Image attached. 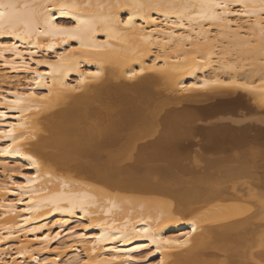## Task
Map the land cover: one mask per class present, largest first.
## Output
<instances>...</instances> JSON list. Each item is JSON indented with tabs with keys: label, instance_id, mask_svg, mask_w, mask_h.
Instances as JSON below:
<instances>
[{
	"label": "bare ground",
	"instance_id": "obj_1",
	"mask_svg": "<svg viewBox=\"0 0 264 264\" xmlns=\"http://www.w3.org/2000/svg\"><path fill=\"white\" fill-rule=\"evenodd\" d=\"M91 2L95 4L97 0ZM151 15L157 24L147 23V17L138 16L136 28L128 32L130 38L123 44L114 42L121 51L116 59L103 65L101 79L78 85L81 71L101 70L99 64L80 62L58 77L79 90L67 91L59 98L53 96L51 101L40 104V111H35L38 102H33V111L28 112L26 104L10 106L6 101L16 99L14 92L47 94V89H37L30 83L35 72H29L24 66L51 73V67L35 61L55 60L57 51L64 46L51 38L35 35L28 41L0 37V43H16L24 53L23 60L19 57L13 60V54L7 52L0 59V112L5 113L0 117V131L24 122L26 135L34 137L26 142L30 150H25L23 155L0 156V261L4 264H36L38 259L43 264L44 259L53 260L57 256V264H84L85 261L87 264H124L128 255H137L132 250L138 245L147 244L154 249L148 237L139 235L140 229L148 228L150 234L164 239H183L191 230L193 220L197 221L198 231L186 248H173L162 254L167 264H216L217 261L219 264H260L264 182L253 183L252 173L262 172L255 163L264 156V127L256 123L264 124V105L258 93L227 88L254 96V111L261 113L241 117L242 101L237 94L239 106L230 109L232 114H228L227 106H220L223 111L217 110L216 101L228 96L226 88L185 91L181 85L213 78L258 84L264 79L261 51L264 41L258 30H239L244 26L243 21H238V31L232 33L226 28L213 29L207 21L203 27L185 22L183 29H173L170 25L177 17L165 16L163 9ZM141 25L143 32H139ZM140 35L150 39L141 41ZM101 36L98 32V38ZM48 43L53 47H38ZM185 55L196 56L205 63L188 73L185 70L191 62L183 60ZM6 60L11 63L6 65ZM153 63L162 71H148ZM140 68L145 69L142 75L128 79L131 71L139 72ZM1 71L27 76L24 84L9 82ZM48 82L52 83L50 77ZM134 85L140 88L161 85L177 98L148 92L140 103L131 107L130 97L137 90L132 89ZM128 91L127 98L109 104L110 99ZM207 100L212 105L209 109L204 103L192 108L197 105L194 102ZM213 100L218 108L213 106ZM19 108L25 109V116H21ZM98 108L101 110L96 111ZM117 109L125 110V114L111 115ZM227 121L255 125L236 127ZM74 135L77 139H71ZM5 144L0 139V147ZM71 151L76 152L75 158H66ZM28 156L42 167L34 168ZM119 160L121 166L117 168L123 170L121 175L125 179L113 177ZM9 164H18L23 170L12 173ZM212 171L217 173L211 175ZM153 172L161 174L158 179L173 182L146 186L144 182L133 181ZM28 176H36V183L29 189L17 188V183H29ZM123 180L127 185L118 183ZM161 187L173 190L167 192ZM32 190L41 195L34 196ZM21 198L23 203H11ZM25 217L30 218L27 224ZM73 228L76 230L72 231ZM57 232L60 233L57 240L38 239ZM68 254L72 255L61 262L62 256ZM160 256L158 253L150 260Z\"/></svg>",
	"mask_w": 264,
	"mask_h": 264
},
{
	"label": "snow or ice",
	"instance_id": "obj_2",
	"mask_svg": "<svg viewBox=\"0 0 264 264\" xmlns=\"http://www.w3.org/2000/svg\"><path fill=\"white\" fill-rule=\"evenodd\" d=\"M164 10L165 16H175L177 19L170 25L173 29L185 27V22L190 25L199 24L203 27V22L207 21L209 27L213 29L225 28L232 33L238 31V21H243V28L239 29L244 32L256 31L260 32L262 41H264V0H107L93 4L91 0L88 3H81L80 0H31L21 4L19 0H0V37H14L18 40H31L33 35L37 37L51 38L52 41H58L64 47L58 50L55 60L37 59L36 64L48 65L53 69L51 73L38 72L34 68L24 67L29 72H35L34 83L37 89H47V94H40L36 91L14 92L15 100L6 101L10 106L27 105V111H33V102H38L35 111H40V104L49 102L55 96L61 97L65 92L78 91L76 85L65 84L63 79H58L70 69H74L82 61L88 64H99L101 70L81 71L78 85L97 81L104 75L103 65L112 62L118 57L121 51L116 47V43L123 44L129 39L128 32L136 28V18L141 19L147 17V23L157 24V20L151 13ZM91 10V11H89ZM59 13V16L57 15ZM256 18L253 21V18ZM250 22H252L250 24ZM123 26L122 28L120 26ZM144 26L141 25L139 32H143ZM162 30V29H161ZM152 31H156L155 28ZM98 32L103 36L98 38ZM174 35V33H168ZM106 37V38H105ZM141 41L150 39L143 35L138 36ZM190 39V37H189ZM116 42V43H114ZM167 43V42H166ZM38 47L52 48L53 45H38ZM261 51L264 53V43H262ZM12 53V59L19 57L24 59V53L20 51L19 45L16 43H0V59H3L4 53ZM35 55V53H31ZM264 59V56H262ZM183 60L190 63V67L186 69L191 73L196 67L205 63L198 60L196 56H183ZM5 61V64H10ZM179 63V61H177ZM15 69L16 65L11 64ZM148 71H162L158 69L156 64H151ZM145 69L140 68L139 72L131 71L128 79H134L137 75H142ZM48 77L52 83L48 82ZM185 91H209L216 88H236L243 89L246 92L258 93L260 103L264 105V79L259 83L240 82L236 79H204L203 83H195L190 85H181ZM53 88L56 89L53 92ZM21 116H25L24 108L18 109ZM5 113L0 112V117H4ZM27 125L24 122L11 124L6 131H0V139L6 141L5 146L0 147V156L9 154L23 155L25 150H30L26 142L34 137L26 135ZM29 161H33L32 156H28ZM33 167L39 170L42 165L33 161ZM38 174H40L38 172ZM29 183H17L19 189H29L33 183H36V176L27 177ZM34 196L41 193L32 190ZM32 201H29L31 203ZM13 204L23 203V199L12 201ZM59 210V209H56ZM29 217L24 218V223L29 222ZM57 223H60L59 221ZM78 227H92V225H78ZM76 229L73 228L72 231ZM198 231L197 221L193 220L191 230L184 234L183 239H164L161 236L150 234L148 228L139 230V235L146 236L153 247L147 244H140L132 251L137 253L136 256L128 255L124 264H167L163 253L170 252L173 248H186L193 235ZM60 233L54 236H41L45 242L57 240ZM119 239V237H112ZM7 239V238H6ZM97 241L101 237H96ZM128 242V238H124ZM59 252L60 249H52ZM155 261L150 258L157 257ZM262 259L260 264H264V240L261 242ZM59 256L53 260H43V264H57ZM0 264H4L0 261ZM36 264H41L40 260H36ZM87 264V261L84 262ZM216 264H219L217 261ZM251 264V262H250Z\"/></svg>",
	"mask_w": 264,
	"mask_h": 264
},
{
	"label": "rangeland",
	"instance_id": "obj_3",
	"mask_svg": "<svg viewBox=\"0 0 264 264\" xmlns=\"http://www.w3.org/2000/svg\"><path fill=\"white\" fill-rule=\"evenodd\" d=\"M1 73H4V74H6V76H7V80L9 81V82H17V81H20V83L22 82V84H24V78H26V76H25V74H14V73H9V72H6V71H1ZM164 88L165 87H162L161 85H159V87L158 88H151V87H149V88H146V87H138V85H134L133 87H132V89H137L136 90V92H135V94L134 95H132L131 97H130V99H131V101H130V103H131V107L132 106H136V104H138V103H140L143 99L142 98H144L145 96H147V94H148V92H153V93H161V95L163 94V95H165V96H170V97H173V98H175L176 96H171L170 94H168V92L166 91V89L164 90ZM141 91L140 93H139V90ZM225 90H227V91H229L228 93H226V95H228V96H231V97H228V96H225L226 98H224V96H222V100L221 99H216V101H217V105L219 106V108H218V106L216 105V101H214L212 104H213V106L216 108H218L217 110H222L223 111V109L222 108H226V106H227V109H225V111L227 110L228 111V114L230 113V109H234V108H238V106H236V107H228V104L229 103H231V101H232V99L233 98H237V94H240V99H242V101L244 102V105H242V107H240L241 109H243V110H240V112H239V114L241 115V117H255V116H258V115H260V114H258L259 113V110H257V113L254 111V109L256 108V105L254 106V104H256V100H255V98H254V96H252V95H248V94H246L245 92H242V91H239V90H234V89H225ZM143 92V93H142ZM145 93V94H144ZM128 95H129V91L128 92H125L124 94H122V95H119V96H117V97H115V98H112V99H110V101H109V104L111 105V104H117L118 103V101H121L122 99H125V98H127L128 97ZM139 95V96H138ZM250 96H251V98H250ZM228 97V98H227ZM177 98V97H176ZM224 98V99H223ZM254 99V101H253V99ZM227 99V100H226ZM212 100V99H211ZM210 100V101H211ZM224 100V101H223ZM218 101L220 102V103H218ZM116 102V103H115ZM212 102V101H211ZM255 102V103H254ZM134 103V104H133ZM136 103V104H135ZM155 103V102H154ZM190 103V102H189ZM189 103L187 104V106L189 105ZM194 103H197V105H196V107H195V105L194 106H192V108H198L200 105H203V103H204V105L209 109L212 105H209V104H211V103H209V101L207 100V101H201V102H194ZM216 106H215V105ZM221 104V105H220ZM154 105V104H153ZM250 105H251V107H250ZM222 108H221V107ZM244 106V107H243ZM221 108V109H220ZM229 108V109H228ZM206 108H204V111H208V110H205ZM246 109V110H245ZM251 109V110H250ZM98 110H101V108H98L96 111H98ZM251 111L250 113L248 112V111ZM224 111V112H225ZM227 111H226V113H227ZM253 111H254V113H253ZM112 113H111V115L113 114V115H123V114H125V110H120V109H117V110H113V111H111ZM190 112V111H189ZM242 112V113H241ZM194 113V112H193ZM248 113V114H247ZM252 113V114H251ZM139 114V115H138ZM138 116L140 117V116H142V113H140V112H138ZM230 114H232V113H230ZM239 114L238 115H235V116H239ZM254 115V116H253ZM60 116V115H59ZM62 117H64L63 115H61ZM226 116H228V115H226ZM55 117H57V115L55 116ZM59 118V117H58ZM181 123H183V122H181ZM195 124L196 123H198V122H194ZM227 123H230L231 125H233V126H236V127H239V125L241 126V125H245V124H251V122H244V123H242V124H235L234 122L232 123V121H227ZM251 125H255V124H251ZM256 125L257 126H261V127H264V124H258V123H256ZM184 128H180V130H183ZM251 134H255V132L254 131H251ZM71 139H77V137H76V135H74V136H72V138ZM75 156H76V152L75 151H71L68 155H67V157L66 158H75ZM121 162H120V160L118 161V162H116V164H115V168H117V165H118V167H120L121 166V164H120ZM9 166L11 167V168H13V172L12 173H17V172H19L20 170H23V168L22 169H20V166L18 165V164H9ZM255 166H257V168L260 170V171H262L261 173H259V175H255L254 173H252V176L254 177L252 180H254L253 181V183H260V182H264V156L262 157V158H258V161H256V163H255ZM20 169V170H19ZM19 170V171H18ZM211 170H212V168H211ZM75 171H77V172H81V171H79V170H76L75 169ZM123 170L121 169V168H117L116 169V171H115V175L113 176V177H115V176H121L120 178H124V176L123 175H121V174H123V172H122ZM213 172V171H212ZM154 173V172H153ZM151 173V174H149L148 176H138V178L137 179H133V181L135 182V183H141L142 184V182H144V184L143 185H146V186H151V185H153V184H158V185H160V182H161V184H163V183H170V182H173V180H166V181H163V179L161 180V179H158L159 178V175L161 176V174H159L158 172H156V173ZM217 173V171H215V172H213L211 175H213V174H216ZM1 174H2V172H0V177H1ZM152 174L153 175H155L156 174V176H152ZM175 174V172H173L172 174H169L170 176H173ZM158 176V177H157ZM142 177V178H141ZM153 177V178H152ZM107 179V178H106ZM125 179V178H124ZM139 179H141V180H139ZM150 179H151V181H150ZM156 179V180H155ZM157 180H158V183H156L157 182ZM161 180V181H160ZM116 181V180H115ZM124 181V180H123ZM140 181V182H139ZM148 182V183H147ZM118 183H120V184H123V185H127V183L124 181V182H118ZM151 184V185H150ZM161 189L162 190H164V191H167V192H170V191H172L173 190V188H172V190H171V188H167V187H161ZM72 254H68L67 256H62V259H61V262H63L64 261V259L65 258H67V257H70ZM6 260H7V258H6Z\"/></svg>",
	"mask_w": 264,
	"mask_h": 264
},
{
	"label": "water",
	"instance_id": "obj_4",
	"mask_svg": "<svg viewBox=\"0 0 264 264\" xmlns=\"http://www.w3.org/2000/svg\"><path fill=\"white\" fill-rule=\"evenodd\" d=\"M237 100H238L237 98H233L232 101H231V103L228 104V107H236V106H239V104L236 103ZM240 101H242V99H240ZM241 105H244V102L243 101L241 102L240 106Z\"/></svg>",
	"mask_w": 264,
	"mask_h": 264
}]
</instances>
